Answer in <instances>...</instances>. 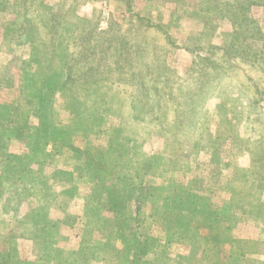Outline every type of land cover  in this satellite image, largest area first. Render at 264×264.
Returning a JSON list of instances; mask_svg holds the SVG:
<instances>
[{"label": "rangeland", "instance_id": "374dc122", "mask_svg": "<svg viewBox=\"0 0 264 264\" xmlns=\"http://www.w3.org/2000/svg\"><path fill=\"white\" fill-rule=\"evenodd\" d=\"M198 1L132 0L166 77L138 108L132 62L68 83L80 33L144 34L126 0H0V264H264V75Z\"/></svg>", "mask_w": 264, "mask_h": 264}, {"label": "trees", "instance_id": "16d2710c", "mask_svg": "<svg viewBox=\"0 0 264 264\" xmlns=\"http://www.w3.org/2000/svg\"><path fill=\"white\" fill-rule=\"evenodd\" d=\"M126 1L127 15L124 16L123 22L129 27L135 25L143 26L144 34L133 38L131 41H121L119 43L121 24L114 20L108 21L104 29H97V27L92 26V29L87 33H80L78 37H75L76 43L74 42L73 44L75 45V52L73 51L70 57L69 65L70 62L79 64L88 52H93L97 56V61L92 70L74 76L68 83L73 87L84 86L85 88L99 81V74H110L109 71L116 64L132 62L136 69L134 83L132 84L134 88L132 100L138 104V108H141L144 105L145 97L148 98L150 96L149 90H152L157 96L160 92L157 90L158 88L149 86L147 89L145 85V82L147 83L146 76L149 82L152 83L150 78L153 71L151 69H159V74L162 77L164 76L159 82L165 81V67L162 68L163 65L161 64V60H164V51H162V56H160L155 54L154 50H148L151 40L147 38L146 34L155 32L152 30H159V25L154 24L150 18L141 16L137 11L135 12L132 0ZM198 4L200 12H206L210 15L213 13L217 14L220 18L226 19L231 25V31L222 40L224 43L220 50L223 56L228 58V61L241 60V62L248 65L250 70H253L252 67H256L257 73L264 75V69L261 68V70L256 65V63L261 65L264 62V35L254 15V10L257 9L264 12V0H234L225 5L220 0H199ZM229 12H232V14H229ZM47 22H50L49 18ZM153 38L157 40L158 36ZM259 61L261 62L259 63ZM194 66L196 65L194 64ZM162 71H164L163 75ZM179 122L180 115L176 119V123Z\"/></svg>", "mask_w": 264, "mask_h": 264}]
</instances>
